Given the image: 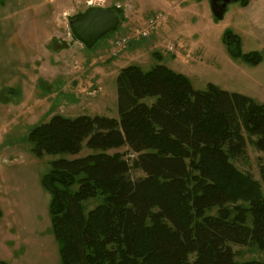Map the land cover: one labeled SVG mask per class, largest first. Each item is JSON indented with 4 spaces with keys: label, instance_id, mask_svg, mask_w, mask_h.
<instances>
[{
    "label": "trees",
    "instance_id": "trees-1",
    "mask_svg": "<svg viewBox=\"0 0 264 264\" xmlns=\"http://www.w3.org/2000/svg\"><path fill=\"white\" fill-rule=\"evenodd\" d=\"M222 41L230 57L261 61L229 29ZM115 86L117 118L54 114L27 135L37 158L90 150L52 160L40 180L60 264H264L238 262L232 250L264 253V163L260 183L233 164L247 142L264 157V104L212 83L194 89L159 61L147 71L123 66ZM122 146L131 162L107 152ZM132 167L143 176L132 180ZM97 196L85 212L83 201Z\"/></svg>",
    "mask_w": 264,
    "mask_h": 264
},
{
    "label": "rangeland",
    "instance_id": "rangeland-1",
    "mask_svg": "<svg viewBox=\"0 0 264 264\" xmlns=\"http://www.w3.org/2000/svg\"><path fill=\"white\" fill-rule=\"evenodd\" d=\"M6 2L11 9L21 12L19 16L3 19L2 6ZM190 3L191 12L195 8ZM19 6L27 7L24 10ZM91 7L113 11L117 27L99 38L92 48H86L72 35L69 21ZM174 8V4L169 6L164 0H0V88L4 87L0 89V204L23 200L25 212L20 213L19 220L41 225L49 218L50 194L41 187L39 177L50 170L52 160L90 152L83 147L75 156L57 154L37 158L30 151L28 132L54 114L70 118L78 115L117 118L115 78L123 66L138 64L147 71L159 61L184 74L194 89H204L207 83H212L264 104V53L258 50L261 62L256 66L232 58L222 41L227 18L209 24L201 17L192 25L194 28L187 18L188 24L181 22L177 26L170 20ZM156 12H163L166 17L149 37L131 39L116 55L111 54L116 37L130 35L134 27L143 25ZM171 45L173 50L168 49ZM203 47L207 49L204 52ZM240 49L247 53L255 51L256 46L251 37L241 36ZM153 100L145 99L147 103ZM107 152L123 153L129 162L135 157L125 146ZM260 163H264L263 154L249 142L246 154L233 161L240 172L258 183ZM129 175L137 180L143 172L132 167ZM10 184L15 191L3 193L2 188ZM101 200L97 196L83 201L84 211ZM11 219L15 223L18 216ZM13 237L7 239L11 241ZM9 241L7 245L12 250L16 243ZM24 247L22 244L17 250ZM232 250L238 262L261 261L264 257L254 245H232Z\"/></svg>",
    "mask_w": 264,
    "mask_h": 264
},
{
    "label": "crops",
    "instance_id": "crops-1",
    "mask_svg": "<svg viewBox=\"0 0 264 264\" xmlns=\"http://www.w3.org/2000/svg\"><path fill=\"white\" fill-rule=\"evenodd\" d=\"M164 2L169 6L174 4L176 7L173 10V15L171 14L170 16L169 14L170 20H173V24L178 26L181 22L186 23L187 18H189L191 20L189 23L191 27H193L194 23H197L201 17L206 18L209 24L227 18L226 29H229L233 34L237 35L240 42L241 36L246 38L251 37L256 46V50L251 52H258V50H260L264 53V0H247L244 6L240 5L238 0H230L225 6L222 17L217 20L214 19L212 14V0H195L194 3H190V0H164ZM189 3L192 8H195L194 11H189L192 10L188 6ZM10 6V3L7 4V2L2 6L4 20L11 19L14 16L16 17V15L19 16L21 13L11 9ZM26 7L27 6H23L20 8L25 10ZM13 30L16 31L15 28ZM195 33L196 38L198 32ZM199 33H201L200 27ZM202 50L204 52L207 49L204 50L203 47ZM3 88L4 87H1L0 89ZM2 160L7 161V159ZM39 178H41V176ZM23 182L25 181L23 180ZM29 183L30 180L28 185ZM10 187H12L11 184L10 186L8 185L7 188H2L3 193L8 194V191H15ZM36 189L39 190L38 186ZM13 201H8L7 204H0V235L2 236L0 237V262L4 264H60L58 245L51 231L50 217L45 218L46 221H43L41 225H36V221L28 223L24 222L25 220H19L20 213L25 212V204L24 201L20 199L18 202ZM49 201L50 197L48 198V202ZM45 210L46 208L43 207V211ZM13 216H18L15 223H13L11 219ZM10 236L14 238L11 239V241L16 243L14 249L11 247L12 250H9L10 247L7 245V242L10 240L7 238ZM11 241L9 242L11 243ZM22 244L25 245L27 249L24 247V249L17 250Z\"/></svg>",
    "mask_w": 264,
    "mask_h": 264
},
{
    "label": "water",
    "instance_id": "water-1",
    "mask_svg": "<svg viewBox=\"0 0 264 264\" xmlns=\"http://www.w3.org/2000/svg\"><path fill=\"white\" fill-rule=\"evenodd\" d=\"M229 1L223 0L218 10H214L211 5L214 19L222 17L225 6ZM116 24L117 17L113 11L91 7L85 10L78 19L69 21V28L75 39L84 47L92 48L99 38L113 31Z\"/></svg>",
    "mask_w": 264,
    "mask_h": 264
},
{
    "label": "built area",
    "instance_id": "built-area-1",
    "mask_svg": "<svg viewBox=\"0 0 264 264\" xmlns=\"http://www.w3.org/2000/svg\"><path fill=\"white\" fill-rule=\"evenodd\" d=\"M165 14L163 12H156L143 22V25L136 26L132 29L130 35H120L113 40L112 44V55H116L117 51L124 48L131 39L136 38H147L152 32H154L158 25L163 23L165 20ZM169 50H173L172 45L168 46Z\"/></svg>",
    "mask_w": 264,
    "mask_h": 264
},
{
    "label": "flooded vegetation",
    "instance_id": "flooded-vegetation-1",
    "mask_svg": "<svg viewBox=\"0 0 264 264\" xmlns=\"http://www.w3.org/2000/svg\"><path fill=\"white\" fill-rule=\"evenodd\" d=\"M223 0H217V3L219 4V6H221V3H222ZM79 18V17H78ZM77 18V19H78Z\"/></svg>",
    "mask_w": 264,
    "mask_h": 264
}]
</instances>
